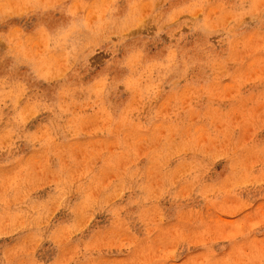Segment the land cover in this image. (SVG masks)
Returning a JSON list of instances; mask_svg holds the SVG:
<instances>
[{"label":"rangeland","instance_id":"374dc122","mask_svg":"<svg viewBox=\"0 0 264 264\" xmlns=\"http://www.w3.org/2000/svg\"><path fill=\"white\" fill-rule=\"evenodd\" d=\"M0 264H264V0H0Z\"/></svg>","mask_w":264,"mask_h":264}]
</instances>
